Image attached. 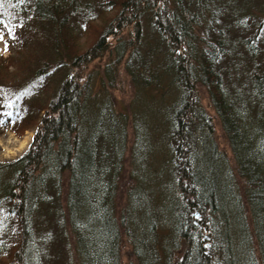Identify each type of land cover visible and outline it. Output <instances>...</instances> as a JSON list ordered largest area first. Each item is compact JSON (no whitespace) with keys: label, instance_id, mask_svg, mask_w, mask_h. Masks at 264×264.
<instances>
[{"label":"trees","instance_id":"1","mask_svg":"<svg viewBox=\"0 0 264 264\" xmlns=\"http://www.w3.org/2000/svg\"><path fill=\"white\" fill-rule=\"evenodd\" d=\"M236 1L3 0L0 20L14 43L0 58V121L8 118L18 136L36 132L21 157L0 163V264H120L123 237L138 264H170L181 241L176 264H226L230 256L232 264H264V3ZM128 26L133 39H119ZM111 37L119 50L104 77L111 84L124 65L140 94L130 115L95 99L99 85L84 76ZM203 100L230 147L239 194L226 181ZM128 125L140 180L130 174L117 213ZM173 184L182 199L173 196L159 251L166 217L156 201ZM230 204L252 232L230 237Z\"/></svg>","mask_w":264,"mask_h":264},{"label":"rangeland","instance_id":"2","mask_svg":"<svg viewBox=\"0 0 264 264\" xmlns=\"http://www.w3.org/2000/svg\"><path fill=\"white\" fill-rule=\"evenodd\" d=\"M252 1V0H249ZM257 2L252 3V5L256 6L257 3H259L260 5H262L264 3V0H256ZM246 2H248V0H238L236 1L237 4L243 5ZM249 3V2H248ZM232 7H236L234 5H231ZM263 7V5H262ZM99 24V23H95V26ZM98 26V25H97ZM0 31H3L4 33V39L0 40V58L2 59H6L9 54L10 51L12 50L13 47V43L14 41L11 40V38H9L8 33L5 29V27L0 26ZM134 30L132 26H128L126 28H124L122 30V34L119 36L121 40H127L129 41V39H133L132 37L134 36L133 34ZM91 35H92V30L90 31V33H86L84 38H83V43L86 44L88 42H91ZM109 51H107L104 56L100 59L97 60L95 62H93L87 72L84 74L85 77H87V74L91 75V78L94 80V82L99 85V86H95L92 96H95V99H97V97L100 95H102L103 97H106L107 100H109L112 105L113 108L115 110L116 113H122V114H128L130 115V111L133 108V104L135 102L136 99H138L140 97V94L137 92V87L133 86V84L131 83L130 77L128 76V74L126 73L125 69H124V65L118 66L117 69L114 71L113 73V81L110 84L107 80V78L104 77V69L106 65H111L112 62L115 60V55H116V50H119L117 48V43H118V39H114V38H109ZM5 46H7V50L5 51ZM112 77V76H111ZM152 92L147 91L144 96H150L151 94L154 93L153 89L151 88ZM97 93V94H96ZM144 93V92H143ZM142 93V95H143ZM202 96V94H201ZM205 96V94H204ZM203 96V97H204ZM202 97V98H203ZM172 101V98L170 96V93L167 95V101H166V105H169ZM203 106L208 110V112L211 114L212 117L215 116L214 112L208 107V103L207 100H203L202 102ZM6 121V122H5ZM2 122L5 124V126L3 127V131L0 133V163H9L12 161H15L16 159H18L19 157H21L26 150L29 148V145L32 141V138L36 132V128L25 131L23 133V135L18 136L16 134H14L12 131H10V122L8 121V118H2ZM213 123H214V132H213V136H214V140L217 144L218 150H219V154L221 155V158L224 159L226 162H224V164L226 165V167L224 166L225 170L227 171L228 174V178L226 179V181L230 182L231 180V184L235 187V189L237 190L238 194L241 193V181L239 182V179L235 173V168H234V162H233V156L230 150V147L227 144L226 139L223 137L222 131L220 129V125L218 120L214 117L213 119ZM165 132V128L163 129ZM132 129L130 128V125H128L127 128V132H126V136H127V141H126V151H125V166H124V170H123V174L121 176L119 185H118V189H117V196H116V209H117V213L119 210V213L121 212V210L124 208L125 204H126V199H127V191L130 188V186L133 185V181H137L140 180L139 179V173H137L138 169L141 171V168L138 167V169L136 168L137 166L134 164L133 162V157H132V152L134 151V149L132 148L133 145V141H134V135L132 134ZM23 142H25V144H22ZM159 147L161 148L162 153H158L160 155L158 156H162L163 155V160L165 162L166 160V156H167V160H168V150L166 149V145H159ZM9 150H19L16 151L15 154L9 155L8 151ZM8 154V155H7ZM147 161H149V165L151 164V162L155 161L153 160L152 155L147 157ZM157 162H161V159L158 160ZM148 165V166H149ZM156 165L158 167H160V169H163V165L156 163ZM147 166V167H148ZM168 168V166H166ZM166 167L165 171H166ZM132 173V176L134 178L133 181H131L130 178V174ZM143 178H145V175H141ZM138 177V178H137ZM216 178L219 180V182L221 180H224V175H218L216 176ZM168 181L167 179H163L162 181V186L163 185H168ZM241 186V187H240ZM163 195L159 196L157 198L156 201V206L159 207L161 214L163 215V217H166L163 221L158 222V227L160 229H158V237L156 240V245H157V249L159 251H164L165 246H163V243L165 242V240L167 239L168 233H169V221L172 219V211L174 210L173 207V202H174V197L176 198H180L182 199L181 194L178 192V188L173 184L171 187V191L169 190L168 193H164L162 192ZM174 196V197H173ZM224 209L228 210L229 212L227 215V220H223L222 221H227L228 225H229V232H234L237 231V233L240 232L241 230V225H240V217L238 216V211L236 209H234V207L230 204L227 207H224ZM246 219L247 216L245 215ZM198 220L201 219L200 217H196ZM248 221V219H247ZM162 224H164V226L166 228H163ZM206 230V229H205ZM209 231H202L201 232V240L203 242L207 241L208 239V235H209ZM256 246V245H255ZM172 247V246H170ZM179 248L176 249L172 256L170 257V264H176L178 260H180L181 255L183 254V250H184V246L182 245V241L180 242V245L178 246ZM134 248L130 245L128 239L126 237H123L122 239V243H121V247H120V264H138L136 261V255L133 253ZM256 253H258V251H256Z\"/></svg>","mask_w":264,"mask_h":264},{"label":"bare ground","instance_id":"3","mask_svg":"<svg viewBox=\"0 0 264 264\" xmlns=\"http://www.w3.org/2000/svg\"><path fill=\"white\" fill-rule=\"evenodd\" d=\"M22 144H25V142H23ZM16 151H19V150H9L8 151V154L9 155H12V154H15L16 153ZM7 154V155H8ZM245 226L247 227L246 229H244L245 228ZM244 227L242 226V228H241V230H240V232L239 233H237V231H234V232H232L231 233V238H233V237H237V236H239V235H244L246 232H252V229L254 228V227H252V222L251 221H247V224L245 225ZM225 260V259H224ZM234 262H236V260L235 259H233V257L232 256H230L229 257V260H228V263L227 262H225L226 264H232V263H234ZM219 264H221V263H219Z\"/></svg>","mask_w":264,"mask_h":264},{"label":"snow or ice","instance_id":"4","mask_svg":"<svg viewBox=\"0 0 264 264\" xmlns=\"http://www.w3.org/2000/svg\"><path fill=\"white\" fill-rule=\"evenodd\" d=\"M20 3H24L25 0H19ZM0 7H3V0H0ZM0 15H2V13H0ZM0 26H3V27H7L6 25H3V21L0 20ZM12 32L11 30L9 31V35H11ZM4 39V33L3 31H0V40H3ZM5 51L7 50V46H5ZM19 98V97H18ZM7 115L11 116V113H7ZM0 123H3L2 121H0Z\"/></svg>","mask_w":264,"mask_h":264}]
</instances>
